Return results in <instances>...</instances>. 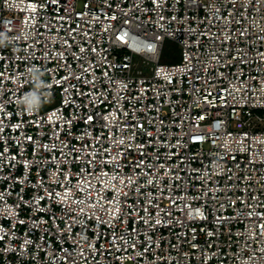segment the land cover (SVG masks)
<instances>
[{"label":"built area","instance_id":"built-area-1","mask_svg":"<svg viewBox=\"0 0 264 264\" xmlns=\"http://www.w3.org/2000/svg\"><path fill=\"white\" fill-rule=\"evenodd\" d=\"M0 264H264V0H0Z\"/></svg>","mask_w":264,"mask_h":264},{"label":"rangeland","instance_id":"rangeland-1","mask_svg":"<svg viewBox=\"0 0 264 264\" xmlns=\"http://www.w3.org/2000/svg\"><path fill=\"white\" fill-rule=\"evenodd\" d=\"M180 57V48L179 46L170 41L167 40L165 43V49L162 55V62L165 63H172L178 61Z\"/></svg>","mask_w":264,"mask_h":264}]
</instances>
